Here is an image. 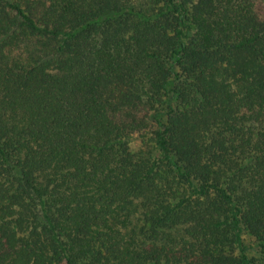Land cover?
Instances as JSON below:
<instances>
[{"label": "trees", "instance_id": "16d2710c", "mask_svg": "<svg viewBox=\"0 0 264 264\" xmlns=\"http://www.w3.org/2000/svg\"><path fill=\"white\" fill-rule=\"evenodd\" d=\"M0 264H264V0H0Z\"/></svg>", "mask_w": 264, "mask_h": 264}]
</instances>
